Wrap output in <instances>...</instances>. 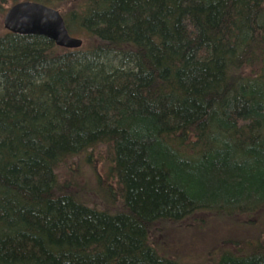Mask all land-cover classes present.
<instances>
[{
  "label": "trees",
  "instance_id": "1",
  "mask_svg": "<svg viewBox=\"0 0 264 264\" xmlns=\"http://www.w3.org/2000/svg\"><path fill=\"white\" fill-rule=\"evenodd\" d=\"M22 1L86 42L0 36V264H185L152 247L154 226L236 214L264 227V0ZM99 145L117 209L57 172ZM246 248L213 264H264V243Z\"/></svg>",
  "mask_w": 264,
  "mask_h": 264
},
{
  "label": "rangeland",
  "instance_id": "2",
  "mask_svg": "<svg viewBox=\"0 0 264 264\" xmlns=\"http://www.w3.org/2000/svg\"><path fill=\"white\" fill-rule=\"evenodd\" d=\"M17 1L10 0L0 12V36L6 32L3 25L5 14ZM75 1L71 0L65 7H72ZM252 72L250 68L245 70L248 75ZM107 148V145H99L77 158L69 159L57 172L63 184L69 183L79 193L82 202L99 209H117L122 206L118 200L105 205L108 190H116L117 187L115 177L109 171L111 163ZM257 221L255 216L198 214L179 224L154 226L150 232V244L162 256L185 264H213L222 249L245 252L246 244L250 242L263 244L264 227Z\"/></svg>",
  "mask_w": 264,
  "mask_h": 264
},
{
  "label": "water",
  "instance_id": "3",
  "mask_svg": "<svg viewBox=\"0 0 264 264\" xmlns=\"http://www.w3.org/2000/svg\"><path fill=\"white\" fill-rule=\"evenodd\" d=\"M4 28L21 36L46 37L63 49L78 50L84 44L70 35L58 10L32 1L12 6L4 17Z\"/></svg>",
  "mask_w": 264,
  "mask_h": 264
}]
</instances>
